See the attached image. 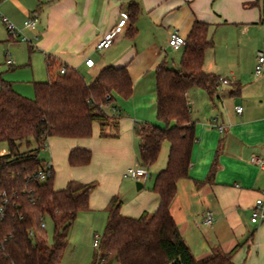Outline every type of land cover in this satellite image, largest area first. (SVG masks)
I'll list each match as a JSON object with an SVG mask.
<instances>
[{
    "label": "crops",
    "instance_id": "1",
    "mask_svg": "<svg viewBox=\"0 0 264 264\" xmlns=\"http://www.w3.org/2000/svg\"><path fill=\"white\" fill-rule=\"evenodd\" d=\"M122 13L127 19L120 32L109 47L98 50L97 41ZM0 15L27 37L28 51L44 62L46 81L48 57L53 61L50 74L65 66L89 83L105 67H125L132 82L131 96H115L113 101L119 117L107 132L115 136L101 137L99 124L94 122L87 138L52 136L41 148L45 163L51 165L55 190L68 181L96 183L88 210L79 213L69 229L59 264H91L96 248L90 253L84 242L87 239L89 245L98 226L103 230L105 208L113 196L120 199L123 216L136 218L156 210L158 198L152 185L166 166L168 142L161 144L142 181L125 178L123 173L139 167L134 124L166 127L156 119L154 71L160 62L170 68L178 66L183 47H169V33L176 29L186 38L195 21L207 24L212 41L204 51L203 70L229 83L220 90L216 86L213 98L198 87L186 93L195 137L188 177L176 183L170 215L195 259L214 249L229 252L235 248L232 264H264V221L250 222L254 201L264 191V168L249 162L252 156L264 159V70L253 77L256 53L264 55V0H0ZM29 18H36L35 23L24 26ZM0 29L5 31L0 33V43L6 38L13 44L17 37L9 36L2 22ZM87 58L93 60L92 67L84 64ZM6 65L13 66V61ZM41 76L35 80L32 66V83L45 82V74ZM12 88L29 96L20 86ZM236 107H241L240 113ZM107 111L113 113L110 108ZM74 148L90 151L88 164L67 163ZM136 183L141 187L137 189ZM208 211L213 221L206 226L202 219Z\"/></svg>",
    "mask_w": 264,
    "mask_h": 264
},
{
    "label": "trees",
    "instance_id": "2",
    "mask_svg": "<svg viewBox=\"0 0 264 264\" xmlns=\"http://www.w3.org/2000/svg\"><path fill=\"white\" fill-rule=\"evenodd\" d=\"M207 28L203 22L192 24L176 69L164 62L155 68L156 119L166 127L137 122L133 126L139 139V167L147 170L156 161L161 144H169L166 166L152 185L157 208L136 218L123 216L121 201L113 196L105 208V225L91 264H232L235 248L229 252L214 249L195 259L169 211L177 181L188 177L195 137L186 93L198 87L213 98L218 85V76L202 68L204 51L212 46ZM52 64L47 57L48 80L32 83V98L15 92L0 72V142L8 147V154L0 156V192L5 191L9 198L0 220V264L60 263L69 229L79 213L88 210L96 183L68 181L55 190L52 171L43 181L33 178L42 167L38 152L52 136H91L94 122L99 124L101 137L115 136L107 129L115 126L119 113L109 114L107 109L115 108V96H131L132 82L125 67H105L86 83L72 68L50 74ZM90 159L89 150L74 148L67 163L83 166ZM45 219L52 223L50 244L39 227Z\"/></svg>",
    "mask_w": 264,
    "mask_h": 264
},
{
    "label": "built area",
    "instance_id": "3",
    "mask_svg": "<svg viewBox=\"0 0 264 264\" xmlns=\"http://www.w3.org/2000/svg\"><path fill=\"white\" fill-rule=\"evenodd\" d=\"M127 19V14L122 13L121 18L118 20L117 24L108 32V34L97 41L96 48L98 50L105 49L109 47L112 40L116 37V35L120 32L121 27L123 26L125 20ZM36 21V18H29L24 21V26H32ZM0 22H2L11 37H17L22 42L28 43V39L25 35L21 33V31L15 27L6 17L3 15H0ZM167 45L171 47L172 49H178L180 47H184L185 45V38L179 34V32L174 29L171 30L167 39ZM7 64L11 63V59L6 60ZM93 60L90 58H87L84 60V64L87 67L93 66ZM66 70L65 66H60L58 68V73L63 74ZM264 70V55L262 52L258 51L256 53V61L253 67V75L259 76L262 74ZM218 85H226L229 83L228 79L218 77ZM112 110L113 113H115L117 110L116 108L108 107ZM235 111L237 113L241 112V107H236ZM249 162L252 164L258 165L260 168H264V159H260L257 156H252L249 159ZM52 171L51 165L49 163H45L44 167H41L38 169L37 173L33 178L43 181L47 177L50 176ZM146 176V170L141 167H130L128 168L124 173L123 177L129 178L131 180H135L137 182L142 181ZM8 195L5 191L0 192V220L3 218L5 207L4 205L8 203ZM213 221V216L210 211L206 212L203 216L202 222L204 225L209 226ZM262 221H264V191L261 192V194L255 199L254 206L251 212L250 216V222L253 224H259ZM39 227L41 229H45V223L44 220H41ZM28 235L32 236V231L28 232ZM93 246L96 248L98 246V236H95V239L93 240Z\"/></svg>",
    "mask_w": 264,
    "mask_h": 264
},
{
    "label": "rangeland",
    "instance_id": "4",
    "mask_svg": "<svg viewBox=\"0 0 264 264\" xmlns=\"http://www.w3.org/2000/svg\"><path fill=\"white\" fill-rule=\"evenodd\" d=\"M3 32L5 34V31H2L0 29V33ZM5 40H3V42L0 43V72L2 73V78L5 81H10L12 83V86L17 85L20 86L24 91H28L29 96H25V95L23 96L27 98H32L33 97L32 81L35 80L37 81L39 77H42L41 75L43 74H45L44 81H46L44 62L37 61L38 60L37 55L32 56V53L34 51L29 52L28 48L26 47V43L22 42L19 38H16L15 41H13V44L6 42ZM8 58L13 61V66L6 65L5 59ZM32 66H34L35 80L32 78ZM12 67L14 68L11 69ZM171 68L176 69L174 67ZM222 87H224V85H220L218 87V90H220ZM256 101H260V99L256 98ZM20 150L21 151L25 150L24 146H21ZM6 154H8L7 144L5 142H0V156ZM44 155H45L44 151L40 149L38 152V157L41 160L42 167H44L45 165ZM44 223H45L44 231H45L46 239L47 242L50 244L52 242V223L49 219H45ZM95 232L96 234L95 233L93 234L92 232V234L90 235L89 245L87 239L84 242V247H85L84 249L86 251H90V253L92 252L94 253L95 248L93 247V240L95 239V236L101 235L102 228H99L98 226ZM71 240L72 238L69 239V242Z\"/></svg>",
    "mask_w": 264,
    "mask_h": 264
},
{
    "label": "water",
    "instance_id": "5",
    "mask_svg": "<svg viewBox=\"0 0 264 264\" xmlns=\"http://www.w3.org/2000/svg\"><path fill=\"white\" fill-rule=\"evenodd\" d=\"M140 187H141V185L139 183H136V188L138 189Z\"/></svg>",
    "mask_w": 264,
    "mask_h": 264
}]
</instances>
